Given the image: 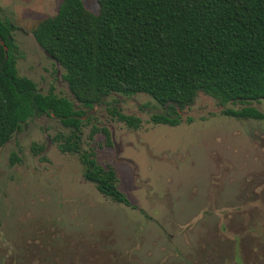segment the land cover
Here are the masks:
<instances>
[{
    "label": "rangeland",
    "instance_id": "1",
    "mask_svg": "<svg viewBox=\"0 0 264 264\" xmlns=\"http://www.w3.org/2000/svg\"><path fill=\"white\" fill-rule=\"evenodd\" d=\"M60 1L0 0V16L13 26L18 75L81 107L32 35ZM82 1L97 12V0ZM111 105L140 127L111 116ZM245 105L264 112V100L225 106ZM222 108L199 93L170 126L151 121L160 107L149 95L112 93L88 111L82 148L115 169L135 208L84 179L78 154L54 141L69 131L58 119H29L0 148V264H264V118ZM93 126L108 128L111 144L90 136Z\"/></svg>",
    "mask_w": 264,
    "mask_h": 264
},
{
    "label": "trees",
    "instance_id": "2",
    "mask_svg": "<svg viewBox=\"0 0 264 264\" xmlns=\"http://www.w3.org/2000/svg\"><path fill=\"white\" fill-rule=\"evenodd\" d=\"M97 4L93 12L82 0H61L57 12L32 29L36 43L64 69L81 107L52 91L39 92L31 79L18 75L13 26L0 16V148L29 119L53 116L69 130L55 134L54 141L61 152L78 154L84 179L112 201L135 208L118 188L115 169L82 148L83 118L112 93H144L160 107L151 121L176 126L181 112L203 93L223 107L224 115L263 119L264 112L253 106L225 105L264 100V0ZM108 111L127 126L140 127L138 116L112 105ZM97 131L111 144L108 128L93 126L90 136Z\"/></svg>",
    "mask_w": 264,
    "mask_h": 264
},
{
    "label": "water",
    "instance_id": "3",
    "mask_svg": "<svg viewBox=\"0 0 264 264\" xmlns=\"http://www.w3.org/2000/svg\"><path fill=\"white\" fill-rule=\"evenodd\" d=\"M1 44L4 45L3 41H1ZM5 53H7V47L4 45Z\"/></svg>",
    "mask_w": 264,
    "mask_h": 264
},
{
    "label": "crops",
    "instance_id": "4",
    "mask_svg": "<svg viewBox=\"0 0 264 264\" xmlns=\"http://www.w3.org/2000/svg\"><path fill=\"white\" fill-rule=\"evenodd\" d=\"M241 260H242V258H241ZM242 264H245V263L242 262Z\"/></svg>",
    "mask_w": 264,
    "mask_h": 264
}]
</instances>
